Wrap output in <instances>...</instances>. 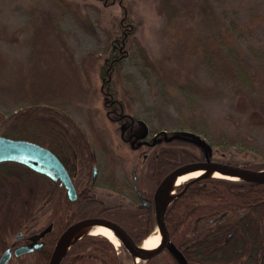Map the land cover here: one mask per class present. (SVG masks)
I'll use <instances>...</instances> for the list:
<instances>
[{"label":"rangeland","instance_id":"1","mask_svg":"<svg viewBox=\"0 0 264 264\" xmlns=\"http://www.w3.org/2000/svg\"><path fill=\"white\" fill-rule=\"evenodd\" d=\"M158 1L0 0V132L19 121L29 102L52 100L49 110L30 119L37 140L49 144L41 130L44 125L63 127V136L72 144L77 166L84 174L75 176L77 186L89 182L91 167L96 165L93 191L110 205L138 202L132 190L133 171L138 188H145L147 161L121 138L120 126L130 118L136 122V136L150 139L157 134L155 148L166 144L159 131L169 136L193 129L183 121L187 112L195 125L199 119L201 127L215 126L225 138L242 134L257 147H264V79L254 84L252 95L239 94L234 87L216 80L193 55L181 49L179 42L180 29L186 24L203 35L217 27L230 29L253 66L252 51L256 46L264 47V0H164L182 11L171 17L160 11ZM120 19L131 33L116 69L102 74ZM163 82L172 86V94L160 90ZM182 89L197 96L198 112L194 116L186 107ZM110 90L126 115L117 123L108 119V108L104 107L111 98ZM17 130L25 132L26 126ZM56 136L52 135L53 142ZM190 148L201 154L197 146ZM213 156L237 162L258 159L256 153L234 147L214 148ZM12 166L1 170L0 198L8 183L12 184V195L19 198L23 183L41 187L39 173ZM108 173L113 176L110 185L102 183ZM3 198L2 204H6L0 212V226L11 241L18 228L13 231V220L6 224L8 214L4 211L10 208V216L18 218L21 211L27 212V206ZM48 211L49 206H44L33 217L24 214L21 225H33L35 219L45 223ZM233 216L212 223L209 216L196 219L191 234L201 236L226 225Z\"/></svg>","mask_w":264,"mask_h":264},{"label":"trees","instance_id":"2","mask_svg":"<svg viewBox=\"0 0 264 264\" xmlns=\"http://www.w3.org/2000/svg\"><path fill=\"white\" fill-rule=\"evenodd\" d=\"M158 4L160 11L168 17L182 14L181 9L175 4L165 3L164 0H159ZM127 29L121 19L115 25V34L112 39L109 38L111 39V44H109L111 55L102 67V74H105L107 70L111 72L116 69L131 33ZM179 42L181 49L193 55L216 80L224 85L234 87L239 94L252 95L255 92L254 84L264 79V47L256 46L254 48L251 57L253 66H251L246 60L245 52L237 46L234 34L230 29L217 27L203 35L196 33L191 24H186L180 29ZM106 85L109 86L110 82ZM160 90L167 95L174 92L172 86L166 82L162 83ZM182 90L186 107L190 114L194 112L192 114L194 116L198 112L197 96L191 91ZM113 95L114 93L110 90L108 96L111 98L106 104H110V102L113 104L111 103L107 108L124 114L121 102L119 99L112 98ZM38 96L40 97V93ZM52 105V100L44 98L29 102L25 107V112L19 116V121L5 128L6 130L0 134L12 138L27 139L23 136V133H26L25 135L30 136L28 140L42 145V142L36 138L37 130L30 123V119L42 114L44 110H49ZM51 111L48 112L51 113ZM110 115L116 117L114 113ZM183 121L192 125L193 129L181 130L179 133H186L185 135L198 139L204 146L181 137H174L170 140L163 138L166 144L157 148H155L156 142L152 152L146 158L148 171L144 176V189L148 198H151L155 186L168 172L185 162L204 159L205 153L213 160L244 165L252 169H264V147H257L245 135L240 134L234 139L225 138V134L215 126L201 127L199 119L196 125L194 122H190L191 118L190 115L188 116V112L183 115ZM20 126H26V131H18L17 128ZM45 126L41 130H44V136L49 141L47 147L61 159L64 166H67L68 162L73 160L74 151L54 149L52 140L54 133H63L65 129L57 125ZM194 146L200 149L201 154L193 152L190 147ZM217 147L225 150L232 147L236 148V151L250 150L256 153L258 159L244 162L216 159L213 155L214 148ZM12 165L21 170L38 173L20 162L2 161L0 162V177H2L1 170L11 169ZM39 176L41 188L45 194H50L55 188L57 190L55 196L57 199L51 198L52 200L48 201L49 210L53 212L54 217H61L64 221L68 218L69 221L86 215H102L120 224L138 244L155 229L152 205L143 208L124 204L107 205L100 203L93 196H85V199L80 197L78 201H69L68 203L63 188L53 184L49 177L40 174ZM112 180V174L108 173L104 175L102 183L110 185ZM7 185L3 197L5 196L7 202H19L21 206H27V212L21 211L19 217L24 214L27 217L31 215L36 202L31 197L33 193L30 188L35 187H28L23 183L21 191L23 194L19 198L11 193L12 184L8 183ZM2 198H0V212H3L2 208L4 209L6 204H2L4 201ZM9 211L10 208L4 211L8 214V222L13 218ZM223 212H226V215L215 221L223 220L231 214L234 215L226 225L207 231L201 236L191 234L193 222L196 219L209 216L208 221L211 222L212 218ZM165 223L171 242L182 253L187 264H264V183L218 176L192 179L179 189V194L166 207ZM12 224L15 223L12 222ZM16 228L13 225V231ZM37 258L29 264H47L48 262V257ZM125 261H130L132 264V256L122 244L116 249L114 244L103 235L85 234L73 241L60 264H123ZM159 261L165 264H183L182 260L169 248L140 262L159 264Z\"/></svg>","mask_w":264,"mask_h":264},{"label":"water","instance_id":"3","mask_svg":"<svg viewBox=\"0 0 264 264\" xmlns=\"http://www.w3.org/2000/svg\"><path fill=\"white\" fill-rule=\"evenodd\" d=\"M158 134H163L165 140L173 139L174 137H181L188 139L192 142H195L201 146H204L201 141L194 137H189L185 135L186 133H173L167 136L166 131L161 130ZM155 134L154 136H156ZM143 136V135H142ZM2 161H16L20 162L31 170L47 175L53 180H59L60 184L63 185L67 190V195L70 199L76 198V190L73 185L72 179L69 176L65 166L62 161L58 158V156L48 147L41 145L37 142L22 139V138H12L8 136H4L0 134V162ZM95 169V168H94ZM197 169H208L214 170L219 173H224L228 175L227 178L232 179H242L249 182L254 183H264V169H252L248 168L244 165L231 164L221 160H213L209 157L207 153H205L204 159L195 160L190 162H185L180 164L179 166L172 169L168 172L157 184L152 196V205L154 211V218L157 232L162 235L161 243L151 252H147L143 249L142 244L136 243L132 237L128 234V232L117 222L104 218V217H87L82 218L78 221H75L68 225L64 231L60 234L53 251L51 253L48 264H60L61 259L68 251L69 248L63 251L64 246L68 243V241L75 235L77 229L86 224L90 223H100L105 225L106 227L114 230L118 233L125 241L122 243L128 252L131 254L132 258L136 255L139 260L145 261L151 256L159 253L165 248L171 249L183 262V264H187L182 253L176 248V246L171 242L169 233L165 223V210L169 203L176 197L179 192L178 189L189 182V180L207 177H193L189 178L186 182H184L181 186H179L176 190V196H174L167 205H163L162 202V194L165 185L175 176L190 170ZM94 174L92 179L94 178ZM224 177V176H218ZM135 181V174H134ZM141 195V193H138ZM226 215V212L219 214L217 217L212 218L210 221L213 222L216 219L222 218ZM76 240V239H75ZM30 250L28 246H20L15 248V253L19 254L21 252H26ZM9 257V251L6 250L0 259V264H4ZM132 264H137L132 260Z\"/></svg>","mask_w":264,"mask_h":264},{"label":"flooded vegetation","instance_id":"4","mask_svg":"<svg viewBox=\"0 0 264 264\" xmlns=\"http://www.w3.org/2000/svg\"><path fill=\"white\" fill-rule=\"evenodd\" d=\"M111 103L112 102H110V104ZM110 104H106L105 106L108 107L110 106ZM111 113H114L116 117L114 116L111 117L110 115ZM107 116L110 119V121L113 123L115 122L117 123L119 122V120L126 117L125 114H120L116 110L109 109V108L107 111ZM135 125L136 124L132 118H130L126 124H121L120 126L121 138L123 141L130 143L131 148L135 149L138 152V155L141 156V159H146L149 156V154L152 152L154 144L157 142L158 138L156 136H153L150 139H147L145 136H136L133 131V128L135 127ZM127 131L128 133L125 134ZM60 134H57L58 137L57 136L54 137V142H53L54 149L62 150V151H65L67 149L68 151L69 150L74 151L72 144H70V142L66 140V137L63 136V133H60ZM75 158H76V155L74 153L73 160H70L67 166H65V168L67 167L66 170L69 176L71 177L73 185L76 190L75 199H70L68 197L66 188L60 184L59 180H53L49 177L50 180L52 181L53 184H57L58 186L64 189V193L66 195V201L68 203L69 201L76 202L79 200L80 197L85 199V196L87 197L93 196V198L98 199L100 203H104L101 199H99L96 196V192L93 191V187L95 186V183L97 181L96 179H97L98 167L96 165H92L91 167L92 172H91V177L89 179V182H87V184L83 185L82 187H79L77 186L75 176L79 175V173H81L82 175L84 174L81 172V170L79 171V167L77 166V161L75 160ZM70 170L71 171L73 170V172H71ZM39 174L45 177H48L45 174H42V173H39ZM93 174L95 177L92 179ZM134 174H135V181H134ZM132 190L135 193L138 202L136 204L132 203V204H124V205H128V206L136 205L142 208L150 207V205H152V196H153V192L155 188L152 192L151 198H148L146 195V190L145 189L140 190L138 188L137 175L135 171L132 172ZM56 191L57 190L55 188L50 194H45L44 190H42L41 187H35L31 197L33 198V200H35L36 206L32 214L29 217L35 216L36 210L39 211L44 206L48 207L49 200H52V199L56 200L57 199L55 197ZM139 192L141 193V195L138 194ZM107 205H110V204H107ZM152 208H153V205H152ZM87 217H104V216L98 215V214H92V215H86V216H83V217H80L74 220H69V221L67 220L68 218H66L64 221V219L62 220L61 217L59 218H57L56 216L54 217L53 212L49 210L47 220L45 221V223L39 222L38 220L36 221L35 219L34 220L35 222L32 223L33 225H29L25 223L21 225L22 220L25 217L17 218V216H15L11 220H13V223H15L16 226H20V225L21 226L17 227L18 229H16V231L13 232L14 238L11 241L7 239L6 237L7 233L4 232V227L0 226V259H1L2 254L6 250H8L9 257L4 264H29V263H33L35 259H38L37 257L39 258L43 257L44 259L48 257V261H49L53 248L60 234L64 231V229L71 223L78 221L82 218H87ZM5 222L6 224L10 223L8 221H5ZM20 246H28L30 247V250L16 254L15 248L20 247Z\"/></svg>","mask_w":264,"mask_h":264},{"label":"bare ground","instance_id":"5","mask_svg":"<svg viewBox=\"0 0 264 264\" xmlns=\"http://www.w3.org/2000/svg\"><path fill=\"white\" fill-rule=\"evenodd\" d=\"M200 176H224L228 177V175L224 173H219L214 170L208 169H197L183 172L175 177H173L164 187L162 194V202L163 205H167L170 200L176 196V190L179 186H181L185 181L189 178L200 177ZM84 234H100L107 237L111 242L115 245L119 243H125L124 239L116 233L114 230L102 225L100 223H90L86 225L80 226L75 235L68 241V243L64 246L63 251L67 250L72 243L73 240L83 236ZM162 241V235L157 232V230L148 234L141 242L142 247L145 251L151 252L153 251ZM134 262H138L139 258L134 255Z\"/></svg>","mask_w":264,"mask_h":264}]
</instances>
